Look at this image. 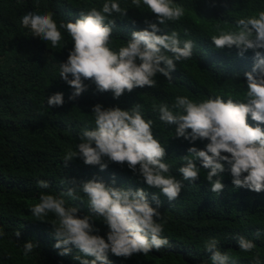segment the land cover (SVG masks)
I'll return each instance as SVG.
<instances>
[{"label":"trees","instance_id":"trees-1","mask_svg":"<svg viewBox=\"0 0 264 264\" xmlns=\"http://www.w3.org/2000/svg\"><path fill=\"white\" fill-rule=\"evenodd\" d=\"M175 2L184 7V17L158 25L162 32L157 34L175 30L181 39L192 40L194 48L190 59L177 62L171 81L157 74L155 87L135 88L113 99L110 91L97 92L95 84L86 80L87 90L70 100L73 89L59 78L58 65L68 58L71 38L61 30L63 40L53 48L33 36L31 29L21 24V16L30 10L51 11L59 26L60 21L75 22L81 11L99 10L104 0H0V229L5 233L0 238V264H79L73 259L80 255L74 247L68 256L58 255L60 250L54 248L51 223L55 217L49 214L40 221L30 209L39 202L41 194H62L73 180L79 183L97 178L111 183L113 177L117 187L144 188L150 200L152 194L159 196L160 222L170 246L128 259L110 254L112 264H210L204 245L213 238L220 242V250L229 254L232 264H253L257 252L264 259V192L235 189L227 171L222 173L225 187L219 195L210 191L208 170L201 169L199 179L194 184L183 182L180 196L169 202L126 164L108 163V168L101 171L99 166H87L78 157L65 162L67 154L80 143V133L95 127L92 106L99 103L105 108L118 106L127 110L140 105L144 118L153 121L154 137L165 146L164 162L171 164V174L182 180L178 172L181 157L187 155L190 147L204 149L208 141L192 145L183 138L177 139L174 126L160 121L158 107L167 104L171 108L177 96L197 102L211 94L243 100L246 90L231 70L228 51L213 48L210 37L217 34V27L231 30L237 19L264 11V4L260 0ZM120 5L126 15L111 17L116 20L109 45L113 50L126 44L133 31L147 28L146 20L157 22L156 15L143 5L136 8L132 0H120ZM57 92L64 94L63 106H47V97ZM40 179L47 180L50 188H38ZM80 196L76 201L65 199L79 208L80 216L90 215L86 197L83 193ZM93 218L96 234L106 238L107 227L99 218ZM235 235L252 240L256 244L253 253L240 252L232 239ZM29 240L37 247L25 257L23 243Z\"/></svg>","mask_w":264,"mask_h":264},{"label":"clouds","instance_id":"clouds-1","mask_svg":"<svg viewBox=\"0 0 264 264\" xmlns=\"http://www.w3.org/2000/svg\"><path fill=\"white\" fill-rule=\"evenodd\" d=\"M260 3L264 4V0ZM132 4L136 8L146 7L156 15L157 22L146 20L147 28L133 31L118 50L109 45L116 28V20L111 17L126 15L120 0H104L99 10L81 11L75 22L60 21L59 26L51 11L30 10L21 16V24L53 48L63 40L61 30L71 38L68 58L58 65L59 78L73 89L70 100L87 90L86 80L95 84L97 92L110 91L113 99L135 88L155 87L157 74L171 81L177 62L192 57V40L181 39L175 30L157 34L162 32L158 25L181 20L184 7L175 0H132ZM210 38L213 48L228 51L231 70L246 91L243 100L211 94L197 102L177 96L171 108L167 104L158 107L160 121L174 126L177 139L183 138L192 145L208 141L204 149L190 147L187 155L181 157L178 172L182 180L176 179L170 171L172 165L164 162L165 146L154 137L153 121L144 118L140 105L127 110L118 106L105 108L99 103L92 106L95 127L80 133V143L67 154L65 162L78 157L87 166H99L101 171L108 168V163L126 164L143 183L157 189L169 202L180 196L183 182L194 184L199 179L201 169L208 170L206 180L210 191L217 195L225 187L222 173L226 171L235 189L264 192V11L237 19L231 30L217 27V34ZM64 102L61 92L46 100L49 107H61ZM71 183L62 194H41L39 202L30 209L40 221H45L49 214L55 217L51 224L54 248L60 250L58 255L68 256L74 247L80 255L73 259L79 264H112L110 254L128 259L134 254L146 256L170 246L163 235L158 195L152 194L150 200L144 188L117 187L114 177L111 183L97 178ZM37 186L43 190L50 188L44 179L38 180ZM81 193L87 199L90 215L80 216L79 208L65 199L80 200ZM93 217L107 227L106 238L96 234ZM4 235L0 229V238ZM19 235L18 231L16 236ZM232 239L240 252L253 253L256 248L252 240L243 236L235 235ZM219 245L215 238L204 245L210 264H232L229 254L221 251ZM36 247L31 240L24 242L23 255L29 256ZM253 264H264L258 252Z\"/></svg>","mask_w":264,"mask_h":264}]
</instances>
